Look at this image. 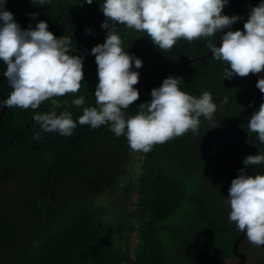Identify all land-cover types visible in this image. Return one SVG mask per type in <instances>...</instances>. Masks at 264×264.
Listing matches in <instances>:
<instances>
[{
  "label": "trees",
  "instance_id": "trees-1",
  "mask_svg": "<svg viewBox=\"0 0 264 264\" xmlns=\"http://www.w3.org/2000/svg\"><path fill=\"white\" fill-rule=\"evenodd\" d=\"M258 2L231 0V5L246 14ZM5 7L22 28L29 23L35 27L42 19L57 37H71L74 54H91V47L105 39L99 0L92 4L46 0L44 5L7 0ZM31 13H37L35 18ZM232 27L243 29V22ZM117 33L123 48L142 59L139 70L150 90L190 54H209L207 44L215 42V37L183 39L181 47L174 44L162 52L150 38L147 42L124 25H117ZM225 67L224 61L210 56L183 65L174 74L182 78L183 88L207 90L213 99L228 103L225 109L231 112L238 133L246 132L247 142L241 136L235 147L225 137L218 148L223 124L217 130L210 125L195 137L168 140L148 153H138L135 185L128 175L133 150L125 136L116 137L108 124L92 129L77 123L71 136H62L41 131L32 119L34 112L48 111L51 100L37 109L7 108L0 120V196H10L14 207L0 200V264H224L241 234L229 226L224 208L230 181L244 167L246 155L264 152V143L247 127L258 104L250 80L238 75L223 78ZM5 68L0 61V72ZM82 70L78 92L54 97L60 104L56 111L67 109L74 121L83 107L96 106L94 55L84 57ZM0 88L12 91L5 80H0ZM80 95L85 104L78 107L71 101ZM144 101L139 93L126 114L134 115ZM37 132L40 138L34 140ZM263 167L249 165V174ZM206 169H216L213 183L203 175ZM32 209L38 213L36 219L26 213ZM135 232L137 247L130 251L128 237Z\"/></svg>",
  "mask_w": 264,
  "mask_h": 264
},
{
  "label": "clouds",
  "instance_id": "clouds-1",
  "mask_svg": "<svg viewBox=\"0 0 264 264\" xmlns=\"http://www.w3.org/2000/svg\"><path fill=\"white\" fill-rule=\"evenodd\" d=\"M31 2L46 4V0ZM83 2L92 4L93 0ZM6 3L7 0H0V61L6 65L0 73L12 91L5 93L0 88L5 97H0V106L37 109L43 101L51 100L48 111L33 113L32 119L41 131L71 136L77 123L92 129L108 124L116 137L125 136L133 150L132 157L136 158L139 152L148 153L168 140H180L188 131L195 135L201 116L211 121L217 105L209 91L183 88L182 78L174 73L183 65L212 56L227 64L223 78L238 75L250 80L253 99L258 104L249 115L247 127L264 143V98L258 101L251 81L255 76L256 87L264 97V0H259L246 14L232 7L230 1L234 13L248 14L244 21L238 15L223 12L228 0H99V10L104 16L100 27L107 31L104 41L90 49L97 66L93 93L96 106L83 107L82 115L75 121L67 109L56 111L60 104L54 97L79 91L84 77V57L74 54L71 37H57L45 20H38L35 27L29 23L22 28L5 7ZM30 15L35 18L37 13ZM237 21L243 22V29H233ZM117 25L132 29L138 37H144L145 33L162 52L174 44L181 47L183 39L191 42L215 37V42L207 44L209 54H190L188 59L169 69L159 86L150 90L139 70L142 59L123 48ZM136 84L138 89L133 87ZM139 93L147 101L139 104L134 115H127L125 110L138 99ZM71 102L80 107L85 104V98L80 95ZM215 124L219 122L211 125ZM39 138V132L33 135L34 140ZM242 164L244 167L231 179L225 197L228 212L224 202L228 220L234 223L229 222V226L237 227L241 234L232 244L233 255L225 258L224 264H264V170L255 174H249L248 170L249 165H264V152L246 155ZM130 165L136 164L130 161ZM132 167L128 175L130 184L135 185L139 171L134 173ZM32 245L36 246L35 242Z\"/></svg>",
  "mask_w": 264,
  "mask_h": 264
},
{
  "label": "rangeland",
  "instance_id": "rangeland-1",
  "mask_svg": "<svg viewBox=\"0 0 264 264\" xmlns=\"http://www.w3.org/2000/svg\"><path fill=\"white\" fill-rule=\"evenodd\" d=\"M144 39L148 42L149 38L145 35V33H144ZM213 101L216 103L217 108H216V111L213 114L212 120L208 121L203 116H201L198 132L195 134V136L201 134L204 131L206 132L208 130V128L210 127V125L212 124V122L218 121L219 124H215L214 125V129H216V130L219 129L221 124H223L222 132L219 134L218 148H220L221 139H224L225 137H227L225 139L230 141L231 145L235 146V147L238 146V140H240L242 138L241 136H244L245 142H247L248 137L245 134V132L238 133V130L235 128V126L233 124V121H232L231 112H228L225 109L227 107V105L223 104L222 102H219L218 100H216V98L213 99ZM225 125L227 127H225ZM181 136L183 138H186L188 136L195 137L194 134L191 131H188V132L184 133ZM187 151H188V146L185 145V152H187ZM186 157H187V155H184V159ZM131 162H132V164H136L138 166L140 165V160H138V158H136V157H132ZM136 165H134L132 167V171L134 173H137V171H138V169H137L138 167ZM215 171H216V169H206L205 173H203V175L205 176V178L210 179L211 183H213L215 181V176L213 175ZM15 181L16 180H13L12 182H15ZM0 200L5 201L8 204L9 207H12V208L14 207V201L11 200L10 196L9 197L0 196ZM135 200H136L135 197H133V201H135ZM29 205L30 204H28V206ZM225 207H226V210L228 212V206H227L226 202H225ZM26 213L29 214L32 219H36L37 218V214L38 213L35 210H33V209L27 211ZM233 224H234L233 222H230V225H233ZM136 238H138L136 232H135L134 235H130L128 237V241L130 243V246H129L130 247V251H133L134 248L137 247V239Z\"/></svg>",
  "mask_w": 264,
  "mask_h": 264
},
{
  "label": "water",
  "instance_id": "water-1",
  "mask_svg": "<svg viewBox=\"0 0 264 264\" xmlns=\"http://www.w3.org/2000/svg\"><path fill=\"white\" fill-rule=\"evenodd\" d=\"M230 1L231 0H228V3L224 6V8L222 9L223 10V12H225V13H227V14H229V15H233V14H235V15H238V14H236V13H234L231 9H230ZM239 17H240V19L242 20V21H244V20H246L247 19V17H248V14L247 15H238ZM220 43V39L216 42V44L218 45ZM90 55H93V54H87V55H83V57H88V56H90ZM0 80H6V77L4 76V75H0ZM251 81H252V83H253V85H254V91H255V94H256V97H257V99H258V101L259 102H261V100H262V98H264L263 96H262V93L260 92V90L256 87V80H255V76H252L251 77ZM0 97L2 98V99H5V97H4V93L0 90ZM6 106H3V108H2V110H1V112H0V120H1V118L3 117V115L5 114V112H6ZM264 170V169H263Z\"/></svg>",
  "mask_w": 264,
  "mask_h": 264
}]
</instances>
